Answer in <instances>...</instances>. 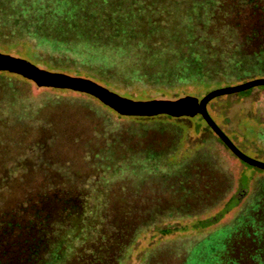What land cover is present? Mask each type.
Returning a JSON list of instances; mask_svg holds the SVG:
<instances>
[{"label":"rangeland","instance_id":"rangeland-1","mask_svg":"<svg viewBox=\"0 0 264 264\" xmlns=\"http://www.w3.org/2000/svg\"><path fill=\"white\" fill-rule=\"evenodd\" d=\"M94 1L0 0V53L135 102L201 100L217 90L216 83H206L210 78L236 86L264 74L258 62L224 58L215 67V59L205 62L204 78L191 72L188 81L183 72L169 76L168 56L174 64L176 56L174 47L165 48L164 31L185 28L182 37L193 43L191 35L199 34H191V20L206 23L217 5L213 0H100L99 10L91 7ZM239 23L249 31L240 16ZM258 45L246 48L256 51ZM183 46L191 56L188 43ZM194 57L199 63L200 56ZM184 63L178 62L180 69ZM239 97L213 100L207 110L245 155L264 163V88ZM200 121L122 115L88 93L40 87L0 70L1 153L13 152L9 159L30 166L29 180L58 176L86 184L89 233L118 224L136 230L120 264H264V170L241 161ZM37 144L42 151L32 149ZM41 160L57 169L38 174L32 166ZM217 218L210 227H195ZM112 238L121 241L120 235ZM87 241L88 234L72 244L78 250ZM78 260L69 253L50 264Z\"/></svg>","mask_w":264,"mask_h":264},{"label":"trees","instance_id":"trees-1","mask_svg":"<svg viewBox=\"0 0 264 264\" xmlns=\"http://www.w3.org/2000/svg\"><path fill=\"white\" fill-rule=\"evenodd\" d=\"M213 1L217 5L211 12V16L206 19V23L202 22L199 17L191 20L193 24L192 31L190 30L191 34L194 29V33L199 34L191 35L192 40H194L193 43L182 37V30L186 31L185 28L170 30L168 33L164 31L167 35L165 48L174 47V56L177 58H175L174 64V59H171V55L168 56V60L171 61L167 60L170 77H175V74L177 76L178 72H183L186 81L189 80L186 73H197L202 77L204 74L202 72L203 66H206L205 62L208 63L211 59L216 61L214 67L219 65L221 59L223 61L224 58L231 62L241 58L243 62H255L254 66L258 62L259 66L264 68V0ZM100 3V0H96L91 4V7L99 10ZM115 7L117 5H114ZM117 11L115 10L114 13L116 17H119ZM239 16L244 18L246 27L249 26V31H242ZM118 21L121 22V19ZM140 37L143 36L141 34L135 36L136 40ZM154 38L156 36L151 39ZM182 39H184V43H188V51L193 53L191 56L186 57L184 55ZM255 41L259 43L258 50L251 51L246 48ZM208 42L211 46H208L207 49L205 45ZM214 54L215 56H213ZM194 55L200 56L199 63L194 62ZM184 61L186 62L183 66L185 69H180L178 62ZM172 64L173 66H171ZM261 78H264V74H259L257 79ZM163 79L169 81L168 77ZM238 81L240 80L238 79ZM243 81L241 80V82ZM232 82L234 81H218L214 78L206 81L213 88L216 83L215 87L217 88L215 89L222 86L230 87ZM259 87L264 88V86ZM254 89L251 88L232 95H242L239 98H245ZM222 97L224 96L213 100ZM196 116L202 120L198 126L205 122L201 115ZM188 119L193 122L192 118ZM38 145L32 149L42 151V146L39 147ZM30 149L31 146L24 151V154H30ZM11 154L13 152L4 155L0 151V264H50L55 258L63 260L69 253H73L79 258V264H120L123 256L132 246L136 230L130 227L128 229L119 227L118 224V226L107 225V230L102 226L100 232L96 233L92 230L89 233L87 231L89 229L87 219L89 193L85 187L86 184L85 186L84 183L76 184L74 180L61 179L58 176L49 177L47 180H29L26 176L31 171L30 166L22 163L17 165L15 162L19 157L9 159ZM17 154H20V158L24 155L22 153ZM57 165L41 160L32 166V170L40 174L41 170L46 172L51 167L57 169ZM17 170L19 174H15ZM57 171L60 174V171ZM230 207L231 205L228 210ZM228 210H225L221 215ZM218 221L219 218L205 220L195 227L196 229L207 228ZM111 228L113 234L110 231ZM163 233L170 234V232ZM87 234L90 241L84 242L78 250H75L73 241L77 238L82 240ZM114 234L121 236L120 242L115 243L116 239L112 238Z\"/></svg>","mask_w":264,"mask_h":264},{"label":"water","instance_id":"water-1","mask_svg":"<svg viewBox=\"0 0 264 264\" xmlns=\"http://www.w3.org/2000/svg\"><path fill=\"white\" fill-rule=\"evenodd\" d=\"M0 70L18 73L28 79H31L40 87L70 89L88 93L98 98L104 104L110 106L122 115L152 116L163 114L173 117H193L201 115L211 130L241 161L252 167L264 170V163L245 155L214 122L207 110L209 102L215 98L237 94L251 88L264 86V78L255 79L236 86L214 90L204 96L201 100L188 96L174 101L152 100L135 102L120 97L119 95L110 92L92 81L72 78L60 73H51L41 70L25 60L17 59L1 53Z\"/></svg>","mask_w":264,"mask_h":264}]
</instances>
